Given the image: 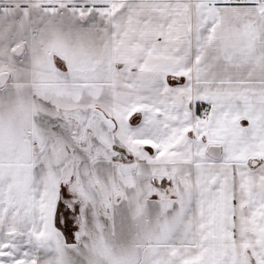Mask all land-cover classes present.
<instances>
[{"label": "snow or ice", "instance_id": "6c2138e0", "mask_svg": "<svg viewBox=\"0 0 264 264\" xmlns=\"http://www.w3.org/2000/svg\"><path fill=\"white\" fill-rule=\"evenodd\" d=\"M0 264H264V0H0Z\"/></svg>", "mask_w": 264, "mask_h": 264}]
</instances>
